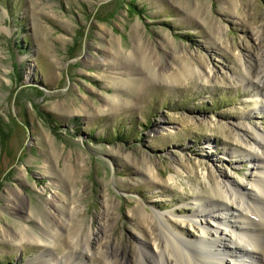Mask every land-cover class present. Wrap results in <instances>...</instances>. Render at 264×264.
<instances>
[{"label":"rangeland","instance_id":"374dc122","mask_svg":"<svg viewBox=\"0 0 264 264\" xmlns=\"http://www.w3.org/2000/svg\"><path fill=\"white\" fill-rule=\"evenodd\" d=\"M245 71L264 79V0H0V264H130L153 247L144 212L174 211L198 236L189 215L209 175L253 181L235 134L264 133V88ZM19 224L40 241H9Z\"/></svg>","mask_w":264,"mask_h":264},{"label":"bare ground","instance_id":"6f19581e","mask_svg":"<svg viewBox=\"0 0 264 264\" xmlns=\"http://www.w3.org/2000/svg\"><path fill=\"white\" fill-rule=\"evenodd\" d=\"M101 61H105V59L102 58ZM142 61L144 65L149 66L147 57H143ZM185 65L181 69L182 77L197 76L198 80L204 82H208L210 79L209 75L200 68L190 69V66ZM244 75L243 80H246L250 86L258 85L264 88L263 77L253 81L250 72L245 71ZM239 128H242L243 132L241 137L235 134V139L241 145L249 146L252 151L254 148L262 150V155H264V133L255 132L250 125L239 124ZM252 151L246 155L249 159L250 157L255 159H253L255 163H252L251 178L253 181L250 183V191L246 188L245 190L238 189L239 186L234 183L226 180L221 182L210 175L209 180L206 177L210 186V197L206 198L200 195L201 191L197 190L199 195L195 198L194 209L190 211L191 215L189 216L196 219L190 222L191 225L196 226L198 236L188 235L186 231L182 230L181 225L185 221L180 220L178 223L173 220L171 217L175 216L174 211L167 215L153 212L154 217L144 211V215L139 214L142 225V227L140 226L141 235L149 237L153 247L150 249L145 245H138L134 249L135 256L130 264H230L225 261V257L230 258L232 264H264V159L254 151L251 153ZM45 173L50 174L51 169L50 171L46 169ZM148 175L152 176L153 173L149 172ZM65 177L69 180L70 174L66 173ZM177 177V172L172 174L169 177V182L175 183ZM52 182L54 181L52 180ZM63 202H67V198ZM61 208L69 215L76 211L75 206L70 208L61 204ZM61 208L55 205L51 206L48 209V215L58 218L62 214ZM37 213L36 211L32 212L31 216L34 215L33 217L36 216L35 218L40 220ZM28 218L31 217L24 216V219ZM53 226L56 228H52ZM47 227L48 229L52 228L51 231H47L50 238L58 234V222L51 221ZM155 231L158 234H155ZM67 234L70 240L85 246L84 251L80 253L81 256L82 253L85 255L87 253L94 254L89 243L92 233L83 234V232L75 230L68 231ZM6 237L13 243H19L24 239L33 242L40 241L32 229L23 224H19V229L16 232H6ZM102 261H105L104 264L118 263L115 262L114 257L110 258L106 255ZM47 263L58 264V258L51 256L47 259Z\"/></svg>","mask_w":264,"mask_h":264}]
</instances>
